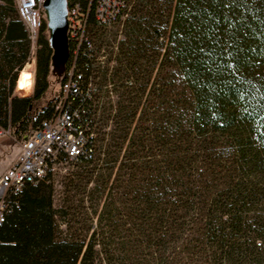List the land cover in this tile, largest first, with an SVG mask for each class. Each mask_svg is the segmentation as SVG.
<instances>
[{"label": "trees", "instance_id": "obj_1", "mask_svg": "<svg viewBox=\"0 0 264 264\" xmlns=\"http://www.w3.org/2000/svg\"><path fill=\"white\" fill-rule=\"evenodd\" d=\"M123 20L97 157L91 31ZM88 27L93 47L69 48L60 76L45 24L34 95L14 96L31 43L15 0H0V128L22 138L51 118V78L61 89L75 62L97 138L94 157L72 163L92 166L104 198L79 220L55 209L54 173L25 184L0 227V264H264V0H127L110 26L91 12ZM60 214L73 218L63 235Z\"/></svg>", "mask_w": 264, "mask_h": 264}, {"label": "built area", "instance_id": "obj_2", "mask_svg": "<svg viewBox=\"0 0 264 264\" xmlns=\"http://www.w3.org/2000/svg\"><path fill=\"white\" fill-rule=\"evenodd\" d=\"M46 0H15L19 17L23 21L31 43V59L40 49L39 36L47 25L44 9ZM127 0H89L85 8L79 0H68V41L74 57L85 48H92L88 35L89 16L93 12L97 24L110 26L123 15ZM59 99L51 118L32 128L21 139V150L15 162L0 179V227L13 205L12 196L27 183L37 184L55 173L60 167L81 159L93 158L97 134L94 110L84 104L92 99V84L75 62L67 70Z\"/></svg>", "mask_w": 264, "mask_h": 264}, {"label": "rangeland", "instance_id": "obj_3", "mask_svg": "<svg viewBox=\"0 0 264 264\" xmlns=\"http://www.w3.org/2000/svg\"><path fill=\"white\" fill-rule=\"evenodd\" d=\"M124 20L118 22L109 31H103L97 27H93L91 35L94 39L95 47L93 49V59L95 64L92 66L91 79L96 89L97 96V119H98V151L97 157L100 153V148L103 147L104 133L110 131L113 125L112 120L104 121V106H106L109 99L117 98L114 83L116 77L113 74L114 68L117 66L116 55L119 41L124 39ZM29 54L28 59L22 68L26 69L32 76L29 77L28 84L24 88H19L17 81L14 89V96H33L35 92L36 83V56L31 59ZM29 66V67H28ZM15 68V72L19 74L22 71ZM51 92L49 98L57 96L60 92V83L54 77L51 78ZM99 103V104H98ZM111 111V110H109ZM21 139L13 133L12 128H0V179L5 171L15 162L20 150ZM92 166L84 165L82 163H72L68 161L58 169L51 178L54 186V207L55 209L78 211L79 220L83 219L85 209L89 207L99 212L103 204V192L98 190V186L94 183L97 180V172L89 175L87 171L91 170ZM79 173L80 175H75ZM62 213V212H60ZM71 221V216H57L59 230L62 235L67 233L66 222ZM97 217L94 216L92 221L95 222ZM73 223V222H72Z\"/></svg>", "mask_w": 264, "mask_h": 264}, {"label": "water", "instance_id": "obj_4", "mask_svg": "<svg viewBox=\"0 0 264 264\" xmlns=\"http://www.w3.org/2000/svg\"><path fill=\"white\" fill-rule=\"evenodd\" d=\"M44 9L49 30V42L53 49L52 66L55 73L62 75L69 57L68 0H46Z\"/></svg>", "mask_w": 264, "mask_h": 264}, {"label": "bare ground", "instance_id": "obj_5", "mask_svg": "<svg viewBox=\"0 0 264 264\" xmlns=\"http://www.w3.org/2000/svg\"><path fill=\"white\" fill-rule=\"evenodd\" d=\"M30 76H32L31 71H30V74H29V72L26 69L22 70L20 72V74H19V78H18V81H17L18 87L19 88H24L28 84V80H29Z\"/></svg>", "mask_w": 264, "mask_h": 264}]
</instances>
